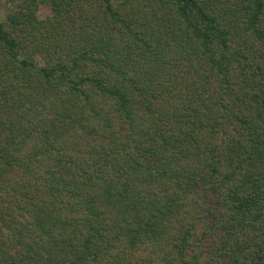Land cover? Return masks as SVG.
<instances>
[{
    "label": "trees",
    "instance_id": "trees-1",
    "mask_svg": "<svg viewBox=\"0 0 264 264\" xmlns=\"http://www.w3.org/2000/svg\"><path fill=\"white\" fill-rule=\"evenodd\" d=\"M12 1L0 264H264V0Z\"/></svg>",
    "mask_w": 264,
    "mask_h": 264
},
{
    "label": "rangeland",
    "instance_id": "rangeland-1",
    "mask_svg": "<svg viewBox=\"0 0 264 264\" xmlns=\"http://www.w3.org/2000/svg\"><path fill=\"white\" fill-rule=\"evenodd\" d=\"M14 2L12 0H0V19H4L13 10Z\"/></svg>",
    "mask_w": 264,
    "mask_h": 264
}]
</instances>
